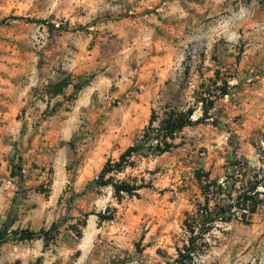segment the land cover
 I'll return each mask as SVG.
<instances>
[{
    "label": "rangeland",
    "instance_id": "obj_1",
    "mask_svg": "<svg viewBox=\"0 0 264 264\" xmlns=\"http://www.w3.org/2000/svg\"><path fill=\"white\" fill-rule=\"evenodd\" d=\"M1 236L0 264H264V0H0Z\"/></svg>",
    "mask_w": 264,
    "mask_h": 264
},
{
    "label": "trees",
    "instance_id": "obj_2",
    "mask_svg": "<svg viewBox=\"0 0 264 264\" xmlns=\"http://www.w3.org/2000/svg\"><path fill=\"white\" fill-rule=\"evenodd\" d=\"M211 105V104H210ZM206 115L207 109L203 111ZM193 113L192 108H188V110L184 113L180 112H170L165 119L162 120L159 126V130H161L164 134V137H170L172 138L175 133L181 131L184 127L189 126L192 124L191 115ZM165 146L160 147L156 146L158 150L161 152H165L168 147V144L165 142ZM140 146L134 145L128 147L119 157V160L117 162H110L108 161L105 165V167L102 169L99 180H95V184L97 187H103L108 184L107 181H104L103 178L110 173L119 171L123 168V166L127 163L128 159L132 156L133 153L137 152L139 150ZM252 190H256L255 184L251 187ZM126 190V189H125ZM127 191V190H126ZM253 198L250 195H247L246 193H243L236 197V204L237 206H243L246 207L247 204L253 203ZM245 209V208H243ZM249 211H253V208ZM207 215V213H205ZM53 231H56V226L51 227L48 230H41L40 234L43 235L45 238L51 237ZM15 239L18 241H26L31 240L38 237V234H36L33 231L29 230H21L19 232H15ZM3 239V236L0 237V241Z\"/></svg>",
    "mask_w": 264,
    "mask_h": 264
}]
</instances>
